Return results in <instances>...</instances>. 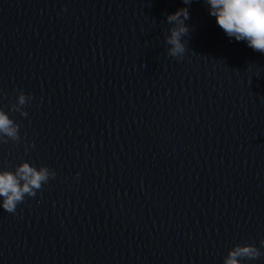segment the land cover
<instances>
[{
  "label": "water",
  "instance_id": "95a60500",
  "mask_svg": "<svg viewBox=\"0 0 264 264\" xmlns=\"http://www.w3.org/2000/svg\"><path fill=\"white\" fill-rule=\"evenodd\" d=\"M183 7L0 0V110L19 127L0 170L56 173L0 208V264H225L238 246L264 264V53L193 0L172 57Z\"/></svg>",
  "mask_w": 264,
  "mask_h": 264
},
{
  "label": "clouds",
  "instance_id": "9594fccd",
  "mask_svg": "<svg viewBox=\"0 0 264 264\" xmlns=\"http://www.w3.org/2000/svg\"><path fill=\"white\" fill-rule=\"evenodd\" d=\"M192 2L193 0H183L185 7L167 16L169 23L177 25L171 30L167 40L171 45L169 54L172 57L185 52L181 38L189 32L185 21L190 19L187 6ZM205 3L208 5L209 15L214 17L217 26L230 40L234 38L237 42L243 41L254 51L264 53V0H205ZM19 103H25L23 94L19 97ZM18 134V125L5 111L0 110V136L16 139ZM79 175L76 173L77 178ZM55 176L56 173L47 166L37 168L27 161L14 171L0 170V208L15 213L18 204L22 203L26 196H36L37 190ZM256 253L257 249L252 246H238L229 253L225 264H237V257H253Z\"/></svg>",
  "mask_w": 264,
  "mask_h": 264
}]
</instances>
